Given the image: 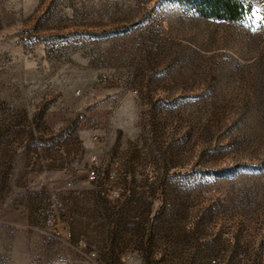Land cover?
<instances>
[{"label": "rangeland", "instance_id": "obj_1", "mask_svg": "<svg viewBox=\"0 0 264 264\" xmlns=\"http://www.w3.org/2000/svg\"><path fill=\"white\" fill-rule=\"evenodd\" d=\"M250 1L0 0V264H264Z\"/></svg>", "mask_w": 264, "mask_h": 264}, {"label": "trees", "instance_id": "obj_2", "mask_svg": "<svg viewBox=\"0 0 264 264\" xmlns=\"http://www.w3.org/2000/svg\"><path fill=\"white\" fill-rule=\"evenodd\" d=\"M195 12L202 16L231 22H243L253 12L250 0H188ZM264 19V8H263Z\"/></svg>", "mask_w": 264, "mask_h": 264}, {"label": "built area", "instance_id": "obj_3", "mask_svg": "<svg viewBox=\"0 0 264 264\" xmlns=\"http://www.w3.org/2000/svg\"><path fill=\"white\" fill-rule=\"evenodd\" d=\"M98 177H99V172H98V170H97V167L94 166V167L90 170V172H89V178H90L91 180H96ZM131 256H132L131 254L128 255V257H131Z\"/></svg>", "mask_w": 264, "mask_h": 264}]
</instances>
